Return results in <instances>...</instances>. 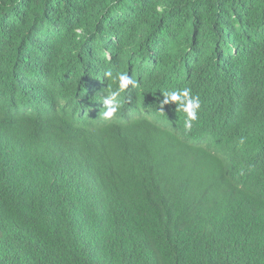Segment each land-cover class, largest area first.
Here are the masks:
<instances>
[{"label":"trees","instance_id":"obj_1","mask_svg":"<svg viewBox=\"0 0 264 264\" xmlns=\"http://www.w3.org/2000/svg\"><path fill=\"white\" fill-rule=\"evenodd\" d=\"M0 264H264V0H0Z\"/></svg>","mask_w":264,"mask_h":264},{"label":"clouds","instance_id":"obj_2","mask_svg":"<svg viewBox=\"0 0 264 264\" xmlns=\"http://www.w3.org/2000/svg\"><path fill=\"white\" fill-rule=\"evenodd\" d=\"M106 76H111V72H107ZM119 88L117 90L109 92L103 98V118L106 120H112L120 110V101L118 97L128 89L129 85L133 88L137 87V82L130 78L126 74H118ZM163 100L160 102V112H163L164 105L175 104L176 109L183 111L186 114V119L184 121L185 132H190L193 123L198 120V113L201 109V100L199 95H192V90L190 88H182L180 90L167 91L162 93Z\"/></svg>","mask_w":264,"mask_h":264}]
</instances>
